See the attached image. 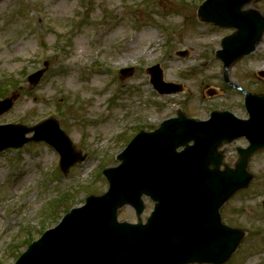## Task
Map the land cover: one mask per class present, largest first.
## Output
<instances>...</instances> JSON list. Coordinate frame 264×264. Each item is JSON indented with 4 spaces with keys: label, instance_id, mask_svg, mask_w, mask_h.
<instances>
[{
    "label": "rangeland",
    "instance_id": "1",
    "mask_svg": "<svg viewBox=\"0 0 264 264\" xmlns=\"http://www.w3.org/2000/svg\"><path fill=\"white\" fill-rule=\"evenodd\" d=\"M203 1L0 0V93L5 91L0 98H17L0 115V124L32 127L54 117L87 155L64 176L59 156L44 143L0 154V264H14L29 239L55 227L67 209L106 192L102 170L118 164L127 137L139 129L155 128L177 110L200 120L214 110L245 118L241 94L227 88L214 57L230 31L197 21ZM252 6L264 16V0ZM44 62L45 76L30 86L27 75ZM154 65L163 70L164 81L184 89L158 95L144 73ZM130 67L135 71L121 80L119 71ZM259 70H264V36L228 76L264 93ZM245 146L242 139L224 146L225 163L233 167L235 148ZM250 171V187L222 209L225 224L246 232L228 264H264V151L251 160ZM145 206L143 220L153 205L146 199ZM118 220L135 222V213L124 207Z\"/></svg>",
    "mask_w": 264,
    "mask_h": 264
},
{
    "label": "water",
    "instance_id": "2",
    "mask_svg": "<svg viewBox=\"0 0 264 264\" xmlns=\"http://www.w3.org/2000/svg\"><path fill=\"white\" fill-rule=\"evenodd\" d=\"M252 1L207 0L199 8L201 20L238 30L223 41V50L218 52L225 68L252 52L264 31L258 12L242 11ZM123 72L128 77L132 70ZM42 74L30 76L29 83L36 84ZM152 83L160 93L176 91L162 82L161 74ZM14 99L0 102V114L12 107ZM246 106L250 121L214 112L209 121L199 122L178 113V118L162 123L157 131L139 133L118 156L120 166L103 172L108 192L87 198L85 206L72 210L15 264L226 263L243 233L223 225L219 209L249 184L248 159L264 148V97H248ZM31 132L34 136L26 138ZM241 137L250 146L238 149L235 170L220 171L223 155L218 148ZM39 141L58 151L64 173L85 159L54 120L34 128L0 127V152ZM180 148L183 150L178 152ZM143 196L154 202L145 225L140 219ZM124 206L135 210L138 224L117 222V213Z\"/></svg>",
    "mask_w": 264,
    "mask_h": 264
}]
</instances>
